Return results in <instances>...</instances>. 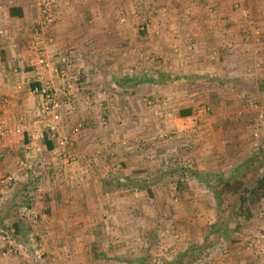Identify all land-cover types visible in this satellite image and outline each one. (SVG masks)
Segmentation results:
<instances>
[{"label": "crops", "instance_id": "1", "mask_svg": "<svg viewBox=\"0 0 264 264\" xmlns=\"http://www.w3.org/2000/svg\"><path fill=\"white\" fill-rule=\"evenodd\" d=\"M0 1V29L8 32L0 35V118L7 121L8 127L23 118L21 134L0 136V226L15 231L16 238L26 230L39 233L41 264H126L119 260L126 252L121 246L117 248V242L135 246L138 235L143 231L146 234V227L152 225L145 219L148 216L138 218L132 214L139 206L134 201L131 207L124 205L121 195L124 189L131 196L135 195L133 190L151 195L156 190L151 184L154 180L131 186L128 183L137 176L150 179L160 174L151 173L153 157L146 160L140 156L141 150L122 147L123 140L134 144L143 140L149 143L148 148L160 152L174 147L181 150L183 145V150H189L191 165L182 167L177 177L188 180L190 187L184 189L192 194L199 192V186L204 188H199L200 192L216 196L221 188L202 178L232 181L236 167L254 157L249 153L256 141L247 144L246 140L230 137V129H241L225 114L246 110L235 99L247 92L264 103L263 91L257 86L249 90L242 83L247 67L264 56V27L252 32L242 27L241 21H235L231 6L236 0H62L56 23L49 31L54 41L48 50L72 48L74 73L79 72L80 79L78 84L69 76L57 80L49 70L44 71V77L70 95L74 109L68 112L64 108L63 131H71L78 122L84 124L82 132L73 137L77 160L69 165L53 156L55 141L35 113L40 98L30 92L40 68L36 54L28 47L39 0ZM252 1L261 2L247 0L248 5ZM14 7L22 12L21 16L11 15ZM254 15L257 24H264V12ZM246 32L253 35L250 43L244 41ZM136 63L142 68L131 73ZM257 70L260 75L264 72ZM260 81L264 78L252 84ZM3 99L9 102L2 104ZM149 100L157 103L149 106ZM207 105L212 113L201 118L198 127L194 119L199 116L195 115ZM182 110H190L191 114L180 116ZM184 126L191 131L204 128L206 138L192 141V146L186 143L191 139L177 140V132L184 134ZM223 128L227 131L225 137L220 136ZM232 150L247 155L242 158L230 154V171H223L219 164L227 160L222 152ZM217 152L221 154H214ZM23 163L25 167H21ZM114 165L118 169L111 171ZM9 176L18 183H3ZM249 177L251 173L243 180ZM127 180L128 185L122 183ZM212 198V204H195L203 216L201 221L217 212L218 204ZM231 204L230 211L245 212L230 213L229 258L218 263L264 264V198L250 204L236 196ZM17 210L37 212L44 221L20 219ZM35 217L38 219V214ZM207 220L211 226L218 224L214 217ZM199 222L197 227L196 223L189 225L194 226L193 235L201 243L213 234L200 237L203 224ZM28 224L31 228H24ZM139 226L142 230L137 235ZM125 228L128 235H123ZM136 248L130 257L138 256ZM10 259L0 256V264H21ZM29 264H35V260Z\"/></svg>", "mask_w": 264, "mask_h": 264}, {"label": "rangeland", "instance_id": "2", "mask_svg": "<svg viewBox=\"0 0 264 264\" xmlns=\"http://www.w3.org/2000/svg\"><path fill=\"white\" fill-rule=\"evenodd\" d=\"M257 6V7H256ZM256 7V8H254ZM232 12L236 15V18H234L235 21L240 22L241 26L246 27L250 29V31L254 32L257 28L264 27V24H257L256 20L258 18L255 17L254 13L256 12H264V0H261V2L252 1L250 2V5H248L247 0H236L232 3L231 6ZM256 11V12H255ZM247 15V16H246ZM264 21V20H263ZM237 22V23H238ZM247 33V32H246ZM251 33H247L246 37L244 38V41L247 43L252 41ZM253 36V35H252ZM253 66L247 67L249 70H245V77L243 78L245 81H242V83H245L246 86H248V89L256 88L260 90V84L256 82V85L252 84V81H258V79L264 78V72L261 73V70L257 69H264V56L262 55L261 58H258L255 60ZM262 67V68H261ZM255 70L259 71L256 72ZM263 71V70H262ZM256 72V74H255ZM242 89V88H241ZM243 93L242 91H240ZM240 93V94H241ZM256 93V92H255ZM248 92L244 93L245 96L237 97L235 100L238 101L244 109L246 110L241 111L240 113L237 112V114L233 113H227L225 114L226 117H230L229 119L236 123L237 129H241L240 131L235 132L234 130L229 131L230 137L235 136L236 139H242L248 141L247 144H250V142H255V146H253V149L251 153H249L252 156L257 155L261 150L264 151V103H262V98L258 96V98H254L251 96ZM253 94V93H252ZM241 100V101H239ZM151 101V100H149ZM153 104H149L147 101V104L149 106H154L156 103L154 101H151ZM206 106H202L200 108V111H203ZM209 107H211L209 105ZM215 112V111H214ZM213 112V113H214ZM212 113V107L211 111L209 113H202L201 116L194 119V121L197 123V126L200 127V122L203 119L208 118ZM239 113V114H238ZM232 115V116H231ZM202 118V119H201ZM201 119V120H200ZM193 122V121H192ZM196 130V131H194ZM184 134H180L177 132V135L179 136L176 138L177 140H180L181 138L191 139L189 141H186V143L189 144V146H192L193 143L197 140L201 141V138L203 139L204 136L206 138V132L204 128H193L191 130H187V126H184L183 128ZM188 134V136H187ZM227 134V131H224L223 133H220L221 137H225ZM173 135V134H171ZM176 135V134H175ZM244 135V136H243ZM163 139V138H161ZM127 141V140H126ZM194 141V142H192ZM140 142V141H139ZM136 142L139 144L140 148L131 147L127 149H139L140 156L147 158L146 160H150L149 157H153L154 160L153 167L151 173H158L160 175L155 176L150 179L146 178H140L137 176V178H132L131 180L133 182L128 183L129 181H123L122 183H128L130 184H146L147 180H154L153 184L156 188L154 192L151 195H148L143 192H136V190H133L134 196L129 195L127 189H124L123 200L124 205L130 204V207L134 204H131L133 201L135 202V206L138 205L139 209L136 211L137 213L131 212L135 216L144 217L148 216L149 222L152 223L151 226L146 227V234L149 237H146V234L143 231V234H141V226L138 227L139 231L138 234V240L135 241V246H131V243L117 242V248L120 246L123 247L121 250L125 251V254H122L120 256V262H124L126 264H219L218 262L220 260L226 261L229 258L230 253V213L235 212L234 210L230 211V205L234 201V198L236 197L233 194H228L226 190L221 188L219 194L215 196L214 194H209V192L203 191L200 192L199 186H197L196 190L199 192H193L192 193H186L188 191H185L186 188L189 186L188 180H182L177 177L178 172H180L177 168V166H172L167 160L168 159L172 162H175L177 159H181V161L186 165L190 166V157L187 156V152L189 150H183L184 146L181 145V150H178L177 147H174V149L171 151H157L154 148H148V145L142 140V142ZM144 143V144H143ZM134 145V143H131ZM149 144V143H148ZM260 144L262 147H260ZM75 150V145L74 148ZM230 149V147H229ZM248 152V151H247ZM223 158H226L227 163H221L219 164L221 169L223 171H230V154H233L234 156H240L245 157V155L241 153H236L235 150H232V152H222ZM227 153V154H226ZM74 154L75 151H74ZM144 154V155H143ZM148 154V155H147ZM214 154H221V153H214ZM171 162V163H172ZM74 163V162H72ZM71 162L64 164L69 165L72 164ZM115 164V163H112ZM111 164V165H112ZM47 166V164H45ZM118 166L114 165L110 169L111 171H114V168ZM120 167V166H119ZM123 167L121 166V169ZM208 172V171H207ZM264 173V167L262 168V172ZM113 174V173H112ZM208 174H214L213 172H209ZM202 178L204 182H212L215 183L219 178ZM130 180V178H129ZM250 177L246 179V181H249ZM19 181V180H18ZM18 181L16 183H18ZM197 182V180H195ZM201 181V180H200ZM201 181V182H202ZM184 182H186V185H184ZM192 182V180L190 181ZM194 183V181L192 182ZM127 184V185H128ZM188 184V185H187ZM17 185V184H16ZM148 185V184H147ZM172 186V188H170ZM178 187L182 190H177ZM190 187V186H189ZM127 188V187H125ZM129 188V187H128ZM200 188V189H199ZM199 189V190H198ZM130 190V188H129ZM191 191V190H190ZM131 196V197H130ZM215 197V203L218 204L217 212L213 214V216L210 217L206 216L204 221H201L200 219L203 217L200 209H198L195 204L199 205L202 201H210V204H212V197ZM147 198V200H146ZM134 206V207H135ZM144 206V208H143ZM188 206V207H187ZM136 210V208H134ZM1 213L3 210L0 211ZM243 210H236V214L239 215L242 214ZM16 214L19 215L22 218H34L35 221H44L42 218L40 219L39 213L29 210H17ZM36 214H38V219L35 217ZM235 214V215H236ZM133 215V216H134ZM218 219V224L216 226H211L208 224L207 218ZM44 218H50L47 215L44 216ZM43 218V219H44ZM34 221V222H35ZM201 221V222H199ZM46 222V221H45ZM187 223V226L184 224ZM189 222L196 223V227L199 226L198 222L203 224L201 228L202 230V236L204 237L206 233H212L213 237L208 238L206 237L203 242L199 243L196 241V236L193 235L194 232V226L189 225ZM226 224V225H225ZM11 229V226H9ZM40 227V226H38ZM24 228L29 229L31 228L30 225L24 226ZM210 228H212L210 230ZM126 230V231H124ZM123 230V235L128 233V229ZM41 231V228H40ZM15 231L8 230L7 226H0V256L1 252L7 249H11V253L8 255L11 259V262L19 261L21 264H29L30 261L35 260V264L42 263L43 257L41 256L43 253V249H41L40 244V235L35 230H26L25 232L20 233V237L16 238L13 236ZM128 235V234H127ZM226 235H229L228 238H226ZM145 236L144 239H140V237ZM199 236H197L198 238ZM126 239L130 240L131 236H126ZM18 239V240H17ZM15 240V241H14ZM36 247H32V246ZM137 247V248H136ZM137 249L135 257H130L131 254L135 253L134 249ZM120 249V248H119ZM36 251H38L39 254H36ZM128 255V256H127ZM38 257V258H37ZM7 258V257H6ZM38 260V261H37ZM227 262V261H226ZM121 264V263H120Z\"/></svg>", "mask_w": 264, "mask_h": 264}, {"label": "built area", "instance_id": "3", "mask_svg": "<svg viewBox=\"0 0 264 264\" xmlns=\"http://www.w3.org/2000/svg\"><path fill=\"white\" fill-rule=\"evenodd\" d=\"M62 0H39V14L38 18L31 29L28 47L32 53H35L38 59L36 82L31 86V94L38 96L40 98V105L35 110V113L42 118L45 129L48 131L51 139L55 141L54 150L52 151L53 156L62 164H67L69 162H75L77 160V155L74 154V139L75 135H78L82 132L84 128L83 122H78L69 132H65L62 129V123L64 120V108L68 112L73 111V104H70L69 93L66 91H61L55 84V82H47L44 77V71L49 70L53 77L57 80L61 76H69L72 78V82L78 84L79 82V72H75V63L73 60L74 52L72 48L58 49L55 52H50L48 50L50 44L54 41L53 37L49 35L50 29L55 25L57 20V12ZM3 9V4L0 1V18L1 11ZM247 16V15H246ZM8 32L5 29H0V35L5 36ZM142 65L136 63L131 67V73H135L138 70H141ZM73 84V83H72ZM74 85V84H73ZM76 88L77 85L75 86ZM9 101L7 99L1 100L2 104H7ZM149 104H153L151 101H148ZM73 108V109H72ZM211 107L208 105L203 111H199L198 115L201 116L202 113H209ZM189 122L193 121L192 117H189ZM23 131V118L20 120V123L13 127H8L7 121L0 118V136H16L21 134ZM6 145V144H5ZM121 146L124 148L136 147L140 148L139 144L135 143L132 145L130 142L123 140ZM167 160L172 166L188 167L186 166L181 159L175 160L172 162ZM2 161V153H0V166ZM172 162V163H171ZM25 163L21 167H25ZM5 184H12L15 182V177L9 176L2 180ZM261 238L264 239V234L261 235ZM36 247V246H32ZM11 249L2 251V257H9ZM36 254H39L36 251ZM38 258V257H37Z\"/></svg>", "mask_w": 264, "mask_h": 264}, {"label": "trees", "instance_id": "4", "mask_svg": "<svg viewBox=\"0 0 264 264\" xmlns=\"http://www.w3.org/2000/svg\"><path fill=\"white\" fill-rule=\"evenodd\" d=\"M10 13L12 16L22 15V12L15 9V7L10 9ZM259 84L260 90L264 92V81H260ZM179 114L180 116H187L191 114V111L182 110ZM263 167L264 151L261 150L257 155L236 167V178L232 181L219 178L216 181V186L223 188L228 194L237 196L242 203H257L264 198V173H260ZM181 168L182 167L176 169L180 170ZM247 173H251L252 177L246 182L243 178ZM250 181H253V184L250 185ZM218 195L220 196L219 191Z\"/></svg>", "mask_w": 264, "mask_h": 264}]
</instances>
